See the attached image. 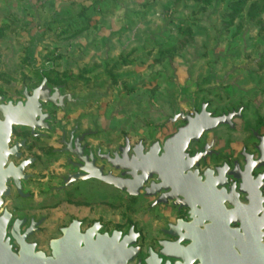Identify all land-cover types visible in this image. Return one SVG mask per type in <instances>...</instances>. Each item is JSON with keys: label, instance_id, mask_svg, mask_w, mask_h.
<instances>
[{"label": "rangeland", "instance_id": "1", "mask_svg": "<svg viewBox=\"0 0 264 264\" xmlns=\"http://www.w3.org/2000/svg\"><path fill=\"white\" fill-rule=\"evenodd\" d=\"M41 74L89 98L79 107L89 111L93 148L112 152L125 137L146 148L162 143L183 126L168 119L202 103L214 115L243 107L234 138L255 124L264 132V0H0V96L21 99ZM57 117L56 128L71 124L70 115ZM55 137L44 140L46 151L59 147ZM64 164L60 156L37 199L22 202L37 209L44 197L39 247L49 254L48 240L74 217L83 228L99 221L109 233L135 224L143 249L156 246L158 228L175 217L169 206L147 216L151 198L96 182L51 193Z\"/></svg>", "mask_w": 264, "mask_h": 264}, {"label": "flooded vegetation", "instance_id": "2", "mask_svg": "<svg viewBox=\"0 0 264 264\" xmlns=\"http://www.w3.org/2000/svg\"><path fill=\"white\" fill-rule=\"evenodd\" d=\"M43 79H46L51 87H62V95H72L74 99H84L73 93L67 92L63 85L52 84L47 77L42 74L41 81L37 87L40 86ZM35 88L30 90L26 88L28 96L32 95V91ZM23 90L21 92V99L17 101H10L5 100L4 97V100L1 101L0 104L7 105L8 102H11L13 106H16L17 103L20 102L24 105L26 103V98L23 96ZM89 101L90 100L70 102L66 100L63 107L51 102L43 103L39 101L40 115L36 116L33 120L34 128L23 125H13L11 127L8 142L9 156L7 157V161L4 165V168L8 169V181L6 182V186L9 189V193L8 195L2 197L3 204L0 208V217L5 216L8 219L6 237L13 246V250L17 252L19 246L12 237V230L16 221H23L24 223L15 229L14 233L21 236L26 232L34 230L26 239V242L29 244H36L37 251H42L49 256L51 254L49 248L50 241L61 238L62 229L67 228L72 222H78L80 224L81 233H84L97 223L100 227L98 230L99 234L111 235L112 232L117 231L121 233V239L126 236L132 228L134 233L138 235L137 243L134 247L139 248V253L135 260L130 264H145V260L149 257L150 251L157 255V258L155 259L160 260L159 264H166L168 262L169 264H175L176 260L167 259L166 257L160 255L162 250L161 243H173L176 241L175 238H172L171 235L167 233L169 230L168 226L170 224H175L177 220L187 222L188 209L174 206L173 201L170 200H168L167 203L153 206V204L160 197V194L155 197H147L145 196L143 190L140 191L139 196L142 194L144 198L152 199L150 206L147 209V216L150 214L151 210L160 206H169L171 212L175 215L173 220H168L165 222L163 227L158 228V232L162 237L156 240L155 247L147 246L143 249V247L139 244V240L142 236L140 232L137 231L135 224H129L125 232L122 230H113L109 233L105 230V225L99 221H93L90 225H86L83 228V220L76 217L69 218L66 224L59 226L58 235L48 240L47 247L49 249V254L46 253L44 248L39 247V239L37 240L34 238L35 236H38V234H41L42 225L48 220L46 215L39 214L40 211L46 209V204L43 202L44 197L41 198V206L37 209L28 208L29 206L22 205V202H32L37 199L35 194L39 193V190L44 186L46 180V170L52 168L56 162H59L60 156H64V165H66L67 168L65 169L66 171L64 174H58V184L50 186L51 193L59 194L66 192V190L71 187L77 188L80 187V185L87 187L89 186V183L96 182L98 184L112 187L130 198L139 197L130 196L125 191H121L94 177L102 174L103 176L111 175L123 180L130 179L131 177L126 174L125 170H116L110 164L109 159L119 157V160H123L121 157L122 149L125 148L126 141H128L129 146L127 157L131 158L134 154L133 149L135 146L140 142L143 144V142L139 141L136 144H131L130 140L125 137L123 144L119 145L117 149L112 152L103 150L100 145L93 148V145L91 144L94 134L92 130L93 127L87 117L89 111L79 107L81 105H87ZM47 106L49 108H47ZM240 108H242L243 112V107ZM240 108L222 113L220 115L210 113L213 116H221L229 113H236ZM242 112L241 117H235L232 119V123L234 125L232 128L229 125H221L213 132L204 133L199 141L190 143L186 150V153L190 158L195 157L197 154L205 153V156H201L197 165L194 166L192 170H197L199 176H203L207 171H210L208 172L210 179L212 177H217V182H226L224 188L226 190L225 194L227 200L240 203L243 206L242 208L236 205V207L233 208L228 203H225L224 206L226 210L235 209V211L230 217H223L221 212H217L213 209L211 205L212 202H210L214 201V203H217V201L221 200V197H217L215 193H212V191L209 192L208 201L210 204H204L201 207L203 213L200 218L199 227L200 232H202V250L204 257L206 249L210 248L211 235L215 236V250H218V248L220 249L222 244H227L226 240L222 237V227L226 223L232 230L239 229L241 226H246L244 232H246L249 236L259 235V243L263 246L262 249H264V132L261 131L262 127H260V124H255L252 128H249L244 138H234L235 134L232 132L236 128L235 121L242 118ZM194 113L191 116H193ZM59 114L61 117H64L67 114L70 115L71 124L68 125L65 121H62V123H60L56 128V121L61 120V118L59 119L57 117ZM174 115L175 114H173V116ZM0 120L3 121L1 113ZM181 122L183 123V126L186 124L183 121ZM219 128H226L230 130V133L216 134L215 132ZM50 134L56 135L54 139L57 141L59 147L46 151L43 142ZM164 141L162 143H158L162 146ZM150 146L148 148L144 146V153L149 150ZM120 162L123 163L124 161ZM21 166L22 169H19ZM13 177L17 180L13 179ZM72 178H76L75 181L71 182ZM242 181L243 188L248 194L236 195ZM151 183H159L157 181V176H153L148 179L147 183L144 184V188L149 186ZM17 185L20 187V190H18ZM231 187L233 188L231 192H229V188ZM221 189L222 186L216 187V190ZM50 195L51 194H48V196ZM80 204L83 205V203ZM85 206L86 207L84 208L86 213L92 212L91 207H87L86 204ZM9 214L11 216L10 222ZM37 222H40V224L34 226V223ZM244 232H242V235ZM32 238L34 239L30 241ZM245 240L247 241L248 239ZM183 245L185 246L187 243H183ZM169 247L170 246H168V248Z\"/></svg>", "mask_w": 264, "mask_h": 264}, {"label": "water", "instance_id": "3", "mask_svg": "<svg viewBox=\"0 0 264 264\" xmlns=\"http://www.w3.org/2000/svg\"><path fill=\"white\" fill-rule=\"evenodd\" d=\"M61 90L62 87H51L47 80L43 79L40 86L32 91L31 96H28L27 89L24 88L23 96L26 98L24 105L20 102L16 106H13L11 102H8L7 105L0 104V113L3 118V121L0 120V208L3 204L2 197L9 193L6 186L8 169H5L4 165L9 156L8 142L11 127L23 125L34 128L33 120L40 115L39 101L51 102L63 107L66 100L70 102L89 100V98L74 99L72 95H62ZM3 100L4 97L0 96V102ZM188 103L194 108L193 100ZM207 107L208 104L204 103L201 105L200 111L195 112L193 116L180 111L169 119L168 123L170 124L178 120L186 124L180 127L173 136L167 138L162 146L155 142L144 153V146L140 142L133 149L134 154L128 158L129 146L126 141V146L122 149L123 160L115 157V159L110 158L109 162L116 170H125L126 174L131 177L130 179L123 180L102 174L94 177L125 191L130 196H139L142 190L147 197H155L160 194L153 206L167 203L170 200L173 201L174 206L188 209L187 222L177 220L175 224L168 226L167 233L176 241L161 243L160 255L176 260L175 264H264V249L259 243L260 236L247 235L244 232L246 226L232 230L227 223L222 227V237L227 244H222L220 249L215 250V236L211 235L210 248L206 249L205 257L203 256L202 232L199 227L203 213L201 207L204 204H210L208 201L209 192L212 191L217 197H221L217 203L210 202H212L213 209L221 212L223 217H230L235 211V209L226 210L225 203L233 208L236 205L243 208L240 203L227 200L224 188L226 182H217V177L213 178L212 176L210 179L208 175L210 171L199 176L197 170H192L201 156H205V153L190 158L186 153L189 144L199 141L204 133L213 132L221 125H229L232 128L234 126L232 119L241 117L242 108L236 113L213 116L207 111ZM19 169H22V166ZM153 176H157L159 183H151L144 188V184ZM13 179L17 180L15 177ZM75 179L72 178L71 182ZM217 186H222V189L216 190ZM17 188L20 190L18 185ZM232 188H229V192ZM238 194H248L243 188V181L236 195ZM10 219L9 214V222ZM7 223L8 219L5 216L0 217V264H130L139 253V248L134 247L138 235L132 228L121 239V233L117 231L112 232L111 235L99 234L100 227L97 223L81 233L80 224L72 222L67 228L62 229L61 238L50 241L51 254L47 256L42 251L36 250V244L26 242L34 230L21 236L14 233L15 229L24 223L23 221H16L13 225L12 237L19 246L18 251L15 252L6 237ZM39 224L40 222L34 223V226ZM242 232H244L243 235ZM183 243H187V245L184 246ZM168 246L170 247L168 248ZM155 258L157 255L150 251L145 264H159L160 260Z\"/></svg>", "mask_w": 264, "mask_h": 264}]
</instances>
